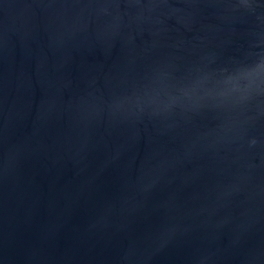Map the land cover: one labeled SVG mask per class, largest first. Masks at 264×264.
<instances>
[{
    "label": "water",
    "instance_id": "95a60500",
    "mask_svg": "<svg viewBox=\"0 0 264 264\" xmlns=\"http://www.w3.org/2000/svg\"><path fill=\"white\" fill-rule=\"evenodd\" d=\"M0 264H264V0H0Z\"/></svg>",
    "mask_w": 264,
    "mask_h": 264
}]
</instances>
